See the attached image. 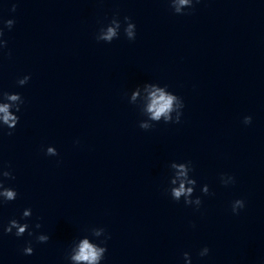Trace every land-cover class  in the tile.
<instances>
[{
  "label": "clouds",
  "instance_id": "clouds-1",
  "mask_svg": "<svg viewBox=\"0 0 264 264\" xmlns=\"http://www.w3.org/2000/svg\"><path fill=\"white\" fill-rule=\"evenodd\" d=\"M170 9L177 15L189 14L190 10L194 8L195 3H199L200 0H167ZM189 10V11H186ZM11 11H16V3L12 4ZM15 24L14 19L3 20L0 18V55L4 53V50L8 47V41L4 38L5 29L11 31ZM123 26V34L129 41L136 39V25L132 22L130 17L125 16L123 21L118 16L113 18L106 24L99 28L95 34L97 42L111 43L113 40L118 39L121 34V28ZM11 56V52H8ZM31 79L30 75H24L19 78L16 83L18 86L26 85ZM141 90L147 94L146 106H140L134 103ZM131 99L129 103L135 105L139 112L145 119L139 122V127L143 130H150L156 124L163 121L165 124L181 122L183 115V109L185 107L183 99L168 90L167 85H160L159 83L145 82L142 85H137L131 92ZM24 104V99L20 93H11L4 91L0 88V129L7 127L9 129L8 135H12V129H15L19 122V116L16 113L21 111V105ZM243 123L249 125L252 123L251 116H245ZM77 143H79L77 141ZM47 156H58L57 149L53 146H48L45 150ZM8 168L0 166V206L14 201L17 199L18 192L15 188L5 186L6 180H14L15 176ZM171 170V176L169 178V187L166 190L167 194L175 202H180L183 198L185 206H195L197 209L202 204L200 196L194 197V193L197 186V180L193 178L190 173L194 171L191 162H171L169 165ZM220 181L224 186L235 183V177L227 174H221ZM201 192L204 195H209V186L207 184L201 187ZM245 207V201L243 199H236L231 203V211L233 214H239L240 210ZM32 216V209L25 208L21 214L20 219H10L7 225L0 224L3 234H13L16 237H22L27 232L30 237H34L36 243H47L50 237L47 234H37L34 231H30V225L27 222L21 223V220L27 221ZM35 229H40L41 224L36 223ZM15 230V231H14ZM89 235L82 236L75 239L69 246L65 259L68 264H101L107 253V241L111 238L103 227H93L89 230ZM103 237V239H100ZM99 241L98 243L96 241ZM24 255H33L34 247L33 242L30 240L26 243L22 249ZM210 249L203 247L198 255L205 257L209 254ZM184 264H192L191 255L189 252L183 254Z\"/></svg>",
  "mask_w": 264,
  "mask_h": 264
}]
</instances>
